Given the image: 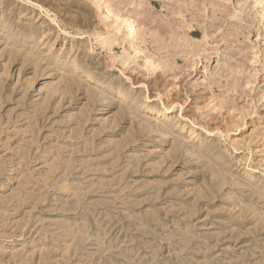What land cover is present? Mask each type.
<instances>
[{"label":"rangeland","instance_id":"obj_1","mask_svg":"<svg viewBox=\"0 0 264 264\" xmlns=\"http://www.w3.org/2000/svg\"><path fill=\"white\" fill-rule=\"evenodd\" d=\"M0 264H264V0H0Z\"/></svg>","mask_w":264,"mask_h":264},{"label":"bare ground","instance_id":"obj_2","mask_svg":"<svg viewBox=\"0 0 264 264\" xmlns=\"http://www.w3.org/2000/svg\"><path fill=\"white\" fill-rule=\"evenodd\" d=\"M41 40V39H40ZM42 41V40H41ZM147 107V106H146ZM164 110V109H163ZM152 112H156V113H160V111H152ZM162 114V113H161ZM193 137H195V132H193ZM192 137V138H193Z\"/></svg>","mask_w":264,"mask_h":264}]
</instances>
